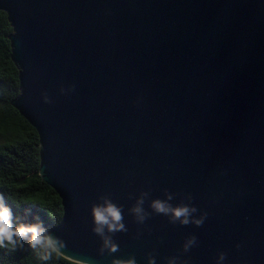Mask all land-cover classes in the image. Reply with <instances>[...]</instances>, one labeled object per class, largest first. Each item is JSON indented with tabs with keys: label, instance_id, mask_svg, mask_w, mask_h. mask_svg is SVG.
Segmentation results:
<instances>
[{
	"label": "water",
	"instance_id": "95a60500",
	"mask_svg": "<svg viewBox=\"0 0 264 264\" xmlns=\"http://www.w3.org/2000/svg\"><path fill=\"white\" fill-rule=\"evenodd\" d=\"M0 11L20 71L11 104L37 130L39 174L62 201L48 231L63 257L264 264V0H0ZM100 197L128 229L113 254L92 231ZM155 200L207 217L173 225Z\"/></svg>",
	"mask_w": 264,
	"mask_h": 264
},
{
	"label": "trees",
	"instance_id": "16d2710c",
	"mask_svg": "<svg viewBox=\"0 0 264 264\" xmlns=\"http://www.w3.org/2000/svg\"><path fill=\"white\" fill-rule=\"evenodd\" d=\"M13 31L8 14L0 11V193L13 210L14 224L42 222L49 230L63 216L62 201L39 174L37 130L11 104L20 94V71L9 40ZM24 244L15 252L0 250V264H43L27 241ZM47 264L80 263L61 255L53 256Z\"/></svg>",
	"mask_w": 264,
	"mask_h": 264
},
{
	"label": "clouds",
	"instance_id": "9594fccd",
	"mask_svg": "<svg viewBox=\"0 0 264 264\" xmlns=\"http://www.w3.org/2000/svg\"><path fill=\"white\" fill-rule=\"evenodd\" d=\"M73 85V89H74ZM63 92L64 90L61 89ZM45 103H51L45 96ZM147 193H142L141 198L136 201V205L131 209L135 215L136 222L143 224L148 219V214L144 212L142 205L144 197ZM103 200L102 204H93L91 207V215L94 223L92 231L102 239V246L99 249V254L103 255L107 250L109 254L119 251V245L112 239L118 232L126 233L128 229L124 224V216L122 214V206H117L112 203L107 197H100ZM172 196L168 195L167 200H171ZM151 208L156 214L169 217V223L181 226H187L190 223L197 227L203 226L207 213L202 215L200 219H190L192 214L197 211L195 207L178 206L173 208L166 201L155 200L151 204ZM38 219V218H37ZM105 229L111 235H105ZM27 241V246L36 255L37 259L43 264H47L53 256H61L66 250V242L56 235L50 233L43 226L42 222L25 224H14V216L12 208L6 203L5 195L0 193V250L6 249L9 252H15L18 249L25 247L24 242ZM197 245L196 236H190L183 245V251L189 252L191 248ZM239 247V245L237 246ZM226 254L221 252L218 256V264L226 259ZM179 257H170L167 264H177ZM112 264H137L134 256L127 260H114ZM148 264H156L155 258L149 254ZM183 264H189L187 260Z\"/></svg>",
	"mask_w": 264,
	"mask_h": 264
}]
</instances>
